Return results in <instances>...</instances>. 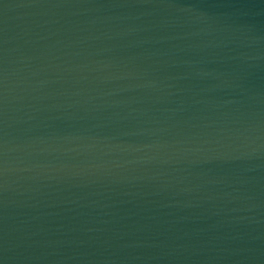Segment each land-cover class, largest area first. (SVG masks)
Instances as JSON below:
<instances>
[{"label": "water", "instance_id": "obj_1", "mask_svg": "<svg viewBox=\"0 0 264 264\" xmlns=\"http://www.w3.org/2000/svg\"><path fill=\"white\" fill-rule=\"evenodd\" d=\"M0 264H264V0H0Z\"/></svg>", "mask_w": 264, "mask_h": 264}]
</instances>
